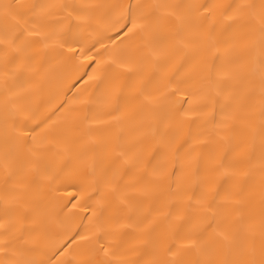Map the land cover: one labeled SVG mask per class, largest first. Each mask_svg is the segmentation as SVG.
Segmentation results:
<instances>
[{
	"label": "snow or ice",
	"instance_id": "1",
	"mask_svg": "<svg viewBox=\"0 0 264 264\" xmlns=\"http://www.w3.org/2000/svg\"><path fill=\"white\" fill-rule=\"evenodd\" d=\"M0 264H264V0H0Z\"/></svg>",
	"mask_w": 264,
	"mask_h": 264
}]
</instances>
